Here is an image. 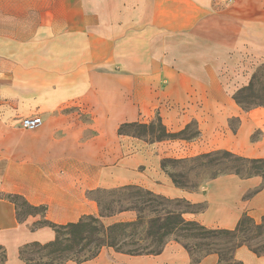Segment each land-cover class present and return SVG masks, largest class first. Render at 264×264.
Instances as JSON below:
<instances>
[{
  "label": "crops",
  "instance_id": "crops-1",
  "mask_svg": "<svg viewBox=\"0 0 264 264\" xmlns=\"http://www.w3.org/2000/svg\"><path fill=\"white\" fill-rule=\"evenodd\" d=\"M260 54L264 0H0V247L6 263L24 264L22 247L54 240L40 223L98 217L93 194L99 190L136 186L203 204L202 213L183 217L206 228L232 230L243 214L260 223L259 177L221 176L195 192L176 188L164 173L153 182L132 160L133 146L143 159L148 145L117 134L123 124L158 116L170 133L196 124L201 137L193 156L221 150L264 158V107L245 112L233 100L252 76L244 73L242 57ZM33 117L41 125L22 129L21 120ZM257 129L263 136L253 141ZM156 145L151 149L159 159L164 153ZM15 197L43 212L19 220ZM234 260L264 264V255L241 247ZM81 264L193 263L180 244L169 242L159 255L102 249ZM197 264H218V258L208 255Z\"/></svg>",
  "mask_w": 264,
  "mask_h": 264
},
{
  "label": "trees",
  "instance_id": "trees-1",
  "mask_svg": "<svg viewBox=\"0 0 264 264\" xmlns=\"http://www.w3.org/2000/svg\"><path fill=\"white\" fill-rule=\"evenodd\" d=\"M261 76L264 79L263 73ZM255 76L252 74L248 85L238 90L233 95V100L243 111L251 108L264 107L255 104L252 107H244V103L238 98L240 94L250 91L254 85ZM264 92V89H263ZM158 127V137L153 140H182L184 130L178 133H170L161 123L158 116L149 124H123L118 130V136H131L125 130L137 128L141 132ZM192 164V168L209 172L205 180H214L219 176L234 175L240 179L264 177V158H244L228 151H214L204 153L191 159L174 161L165 159L161 161V171L168 176L171 183L179 189L187 192H195L201 184L190 186L182 180L184 175H175L166 170L167 164ZM202 183V184H203ZM95 193L109 194L113 197L105 203L101 199L94 198ZM93 194L96 201L99 216L84 217L77 223L65 226H57L47 222L40 223L52 229L55 234L53 241L46 244L32 243L21 248L20 259L25 264H67L74 262L81 264L97 257L102 249H111L116 253L129 256L159 255L169 242L180 244L192 258V263L197 264L208 255H216L218 264H239L234 260L237 249L247 247L255 255H264V216L260 223H255L249 216L243 214L237 225L232 230L206 228L196 221L184 219L185 214H200L204 211L203 204H191L182 199H168L152 192L136 187L128 186L112 190H99ZM119 193H124V199ZM15 200L11 198L17 208V216L22 220ZM29 210L42 209L28 206ZM126 206H122V202ZM118 205L117 211L112 207ZM121 213H132L134 219L127 222H115L108 226L103 220ZM28 216V215H27ZM1 250V247H0ZM34 251L39 254L37 259H26L24 253Z\"/></svg>",
  "mask_w": 264,
  "mask_h": 264
},
{
  "label": "rangeland",
  "instance_id": "rangeland-1",
  "mask_svg": "<svg viewBox=\"0 0 264 264\" xmlns=\"http://www.w3.org/2000/svg\"><path fill=\"white\" fill-rule=\"evenodd\" d=\"M263 39V38H261ZM262 45V43H260ZM249 57V56H245ZM243 58V70L245 74H253L255 76L254 85L250 91L244 92L243 94H240L238 98L244 103V107H252L255 104H261L264 105V79L261 76V73L264 75V56L261 54L259 56H254V60L251 61L250 58ZM239 60V59H238ZM238 70L240 65H237ZM154 120V119H153ZM152 120V121H153ZM234 119L229 120V125L231 127H234ZM149 124V123H147ZM166 128V127H165ZM154 134H151V129H147L145 132H141L137 128H131L125 130L126 133H129L132 135L133 139L138 140L139 142L143 144L148 145V156L147 158H139L138 156V148L135 146L132 147V160L136 161V166L138 167L137 170L140 172H148L149 174V180L154 182L156 174L159 175V173L163 172L161 171L160 165L161 161L165 159H170L174 161H180V160H186L191 159L196 156H193L192 154V148L195 145V142L199 140V132L197 130V126L195 123L190 124L187 126L184 130L183 135L181 136L182 140H163L160 142L153 141L158 137V127L157 125L154 127ZM167 130V128H166ZM168 131V130H167ZM169 132V131H168ZM179 132V131H178ZM173 132V133H178ZM263 136V132L261 129H257L253 132L251 140L258 141ZM199 137V138H198ZM196 139V140H194ZM194 140V141H193ZM157 144V145H156ZM157 146L158 150L162 151L164 154L161 158L157 159L153 156L154 149L152 146ZM158 151L159 153H161ZM204 154V153H203ZM195 155V154H194ZM201 155V154H199ZM197 155V156H199ZM192 164L189 163H181V164H167L166 170L173 174H179L184 177V181L188 182V184L191 186L198 185L199 183L201 186L198 190L203 191L205 187H207L208 183L210 181L205 182V180L209 177V172L207 171H199L196 169L191 170ZM166 175V174H165ZM167 176V175H166ZM168 177V176H167ZM221 177V176H219ZM264 184V177H259ZM203 183V184H202ZM141 188V187H140ZM122 196V200L124 199V193H119ZM248 196V195H247ZM246 196V197H247ZM113 197H118L117 194L115 196H111L109 194H100L95 193L94 198L101 199L105 203L110 202V200ZM15 203L18 206L19 214L21 218L23 219L27 215H35L39 214L38 210H29L26 205L21 200H15ZM123 207L126 206L125 202L123 201L121 204ZM119 209L118 205H115L112 207V210L117 211ZM134 219V215L132 213H121L115 216H112L110 218H106L103 220V224L105 226H108L110 224H113L115 222H127ZM21 250V249H20ZM19 250V252H20ZM18 252V255H19ZM39 257V254L34 251H27L24 253V258L26 259H37ZM20 259V255H19ZM7 255L3 248L0 250V264H7ZM21 260V259H20ZM22 261V260H21ZM23 262V261H22ZM24 263V262H23ZM25 264V263H24Z\"/></svg>",
  "mask_w": 264,
  "mask_h": 264
},
{
  "label": "built area",
  "instance_id": "built-area-1",
  "mask_svg": "<svg viewBox=\"0 0 264 264\" xmlns=\"http://www.w3.org/2000/svg\"><path fill=\"white\" fill-rule=\"evenodd\" d=\"M41 125L39 117L25 118L21 120V127L24 130H34Z\"/></svg>",
  "mask_w": 264,
  "mask_h": 264
}]
</instances>
